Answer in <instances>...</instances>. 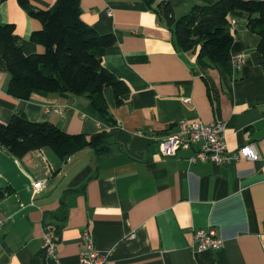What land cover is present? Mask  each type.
I'll return each mask as SVG.
<instances>
[{
	"label": "crops",
	"instance_id": "obj_1",
	"mask_svg": "<svg viewBox=\"0 0 264 264\" xmlns=\"http://www.w3.org/2000/svg\"><path fill=\"white\" fill-rule=\"evenodd\" d=\"M175 15L216 0H169ZM55 0H31L49 7ZM82 18L99 32L116 34L103 56L106 68L129 85L121 103L105 89L113 119L86 96L34 92L16 98L0 53V120L15 113L51 121L69 133L105 131L111 150L90 146L66 159L49 147L21 157L0 145V264H57L42 248L44 234L57 238L62 264H80L81 234L89 228L112 264H264V57L248 14L230 15L238 68L204 65L144 0H80ZM155 6V4L153 5ZM0 22L14 23L26 53L42 23L18 0L0 2ZM190 99L186 101V99ZM186 118L226 125L229 151L248 143L261 160L189 161L194 148L162 155L159 141ZM43 179L35 191L33 184ZM3 192H7L2 196ZM212 225L224 239L217 250L192 246L194 229Z\"/></svg>",
	"mask_w": 264,
	"mask_h": 264
},
{
	"label": "trees",
	"instance_id": "obj_2",
	"mask_svg": "<svg viewBox=\"0 0 264 264\" xmlns=\"http://www.w3.org/2000/svg\"><path fill=\"white\" fill-rule=\"evenodd\" d=\"M144 1L173 29L183 50H195L202 64H217L224 69L231 66L235 42L230 15L245 12L246 25L259 35L257 50L264 57V0L194 4L179 17L169 0ZM18 2L42 23L41 28L32 32L31 41L44 46V51L26 53L15 24L0 22V53L10 75L7 92L22 99L30 98L34 92L86 96L102 116L113 119L105 89L112 88L118 104L129 91V85L103 63L105 50L116 43V34L101 33L86 22L80 0H55L46 8L33 5L31 0ZM0 145L17 157L49 147L61 159L87 146L99 155L111 150L105 131L69 133L51 121L31 120L19 113L8 122L0 120ZM53 239L57 242L55 236Z\"/></svg>",
	"mask_w": 264,
	"mask_h": 264
},
{
	"label": "built area",
	"instance_id": "obj_3",
	"mask_svg": "<svg viewBox=\"0 0 264 264\" xmlns=\"http://www.w3.org/2000/svg\"><path fill=\"white\" fill-rule=\"evenodd\" d=\"M231 19V23H234ZM244 54L237 53L231 58L233 68H238L244 62ZM190 99H186L189 101ZM177 129L167 134L159 141V151L165 156H174L181 149L193 147L194 153L188 157L189 161H212L215 164L231 163L241 157L249 160H261L258 149L253 143L243 146L240 151H229L225 141L226 125L221 120L209 123L201 120L182 118L177 121ZM45 180H36L34 190H39ZM7 192H3L2 196ZM224 239L218 235L216 227L207 225L194 229L192 246L198 251L217 250L222 247ZM80 264H112L107 261L96 246L92 231L84 227L81 234ZM42 248L45 256L53 258L57 264H62L57 254V242L50 232L44 234Z\"/></svg>",
	"mask_w": 264,
	"mask_h": 264
},
{
	"label": "rangeland",
	"instance_id": "obj_4",
	"mask_svg": "<svg viewBox=\"0 0 264 264\" xmlns=\"http://www.w3.org/2000/svg\"><path fill=\"white\" fill-rule=\"evenodd\" d=\"M159 145V144H158ZM158 149H159V146H158Z\"/></svg>",
	"mask_w": 264,
	"mask_h": 264
}]
</instances>
